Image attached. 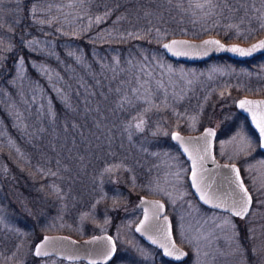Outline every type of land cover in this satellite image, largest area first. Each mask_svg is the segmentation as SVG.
I'll return each mask as SVG.
<instances>
[{
	"label": "rangeland",
	"instance_id": "1",
	"mask_svg": "<svg viewBox=\"0 0 264 264\" xmlns=\"http://www.w3.org/2000/svg\"><path fill=\"white\" fill-rule=\"evenodd\" d=\"M51 2L58 6V15L72 22L101 19L86 15L85 0ZM20 13L17 0H0V81L11 70L7 64L11 30ZM29 45L39 50L56 45V40L37 36ZM199 63L173 61L160 47L137 62L138 71L126 81L127 99L108 101L126 102L121 116H129L122 127L127 129L128 161L105 164L89 191L98 194L85 208L72 209L71 192L61 189L59 197L57 172L47 160L41 164L27 145L37 139L38 122H57L50 91L55 73L47 63L35 60L31 64L37 72H31L21 56L14 62L11 74L0 83V264H93L54 255L38 257L34 245L45 233L83 238L105 231L117 244L115 257L107 264H173L134 230L142 214L137 205L142 194L165 200L175 238L190 254L179 264H264V153L256 131L235 104L239 93H264V55L246 61L218 56ZM206 125L218 130L217 157L238 163L253 193L254 203L245 218L206 207L192 192L189 162L170 133L197 132ZM68 130L40 132L63 141L74 134Z\"/></svg>",
	"mask_w": 264,
	"mask_h": 264
},
{
	"label": "trees",
	"instance_id": "2",
	"mask_svg": "<svg viewBox=\"0 0 264 264\" xmlns=\"http://www.w3.org/2000/svg\"><path fill=\"white\" fill-rule=\"evenodd\" d=\"M17 1L22 13L11 30L7 58L11 70L7 67L0 83L20 56L31 72H37L32 60L47 63L54 71L50 91L57 122H38L37 139L27 145L41 164L47 160L46 165L57 172L59 197L61 189L71 192L72 209L85 208L98 194L89 191L96 187L93 178L97 180L105 164L128 161L127 129L122 127L129 116H121L126 102L115 105L108 101L115 102L119 96L127 99L126 81L138 71L137 62L159 51L160 42L167 37L217 35L225 41L247 43L264 30L260 23L264 0H85V7L81 5L86 15L101 16L89 22L61 17L51 0ZM37 36L55 39L56 45L36 50L29 42ZM131 121L135 127V120ZM66 127L74 134L63 141H57L62 140L60 136L40 132Z\"/></svg>",
	"mask_w": 264,
	"mask_h": 264
},
{
	"label": "water",
	"instance_id": "3",
	"mask_svg": "<svg viewBox=\"0 0 264 264\" xmlns=\"http://www.w3.org/2000/svg\"><path fill=\"white\" fill-rule=\"evenodd\" d=\"M205 41H219V44H206ZM261 42H264V35L247 43L225 41L217 35L202 38L176 35L165 38L159 47L169 59L178 62L199 63L218 56L246 61L264 54V47H259ZM254 45L258 47L248 52ZM232 48L246 51L241 54L231 51ZM241 101L250 103L241 107ZM235 104L256 131L260 149L264 153V132L261 131V127H264V96L241 95ZM217 134L218 130L214 125H206L197 132L173 129L170 139L189 162L188 181L198 201L206 207L245 218L254 203L253 193L246 183L240 165L233 161H222L217 157ZM137 205L142 209V214L134 226L136 233L145 242L159 248L165 258L174 262L187 260L189 251L175 238L172 218L166 213L165 200L142 194ZM116 248L113 235L106 231L83 238L67 233H45L35 243L33 253L38 257L56 255L69 261L86 260L93 264H107L115 257ZM37 250L40 255H37Z\"/></svg>",
	"mask_w": 264,
	"mask_h": 264
},
{
	"label": "snow or ice",
	"instance_id": "4",
	"mask_svg": "<svg viewBox=\"0 0 264 264\" xmlns=\"http://www.w3.org/2000/svg\"><path fill=\"white\" fill-rule=\"evenodd\" d=\"M176 42L174 41L173 44H175ZM206 44H219V41H205ZM165 47H170L169 45H165ZM256 47H258L257 45H254L252 49L247 50L248 52L254 51L256 49ZM259 47H264V42H261V44L259 45ZM231 51L233 52H239L241 54H245L244 49H240V48H232ZM245 103H250L249 101H241V107L244 106ZM137 127H139V125H137ZM261 131L264 132V127H261ZM209 135H211V132H209ZM238 171V170H237ZM237 215H240V213H236ZM41 253L39 252V250H37V255H40Z\"/></svg>",
	"mask_w": 264,
	"mask_h": 264
},
{
	"label": "flooded vegetation",
	"instance_id": "5",
	"mask_svg": "<svg viewBox=\"0 0 264 264\" xmlns=\"http://www.w3.org/2000/svg\"><path fill=\"white\" fill-rule=\"evenodd\" d=\"M149 245H151V244H149ZM151 246H153V245H151ZM153 247L156 248L157 252L160 253V254L162 255V257L164 258V260H166L167 262H169V263H173V264H179V263H177V262H174V261H171V260L165 258V257L163 256V254H162V252H161V250H160L159 248H157L156 246H153ZM189 255H190V254H189ZM54 256H56V255H54ZM56 257H57V256H56ZM57 258H59V257H57ZM59 259L62 260V258H59ZM63 260H66V259H63ZM67 261H69V260H67ZM81 261H82V260H81ZM71 262H72V261H71Z\"/></svg>",
	"mask_w": 264,
	"mask_h": 264
},
{
	"label": "bare ground",
	"instance_id": "6",
	"mask_svg": "<svg viewBox=\"0 0 264 264\" xmlns=\"http://www.w3.org/2000/svg\"><path fill=\"white\" fill-rule=\"evenodd\" d=\"M262 55H264V54H262ZM262 55H261V56H262Z\"/></svg>",
	"mask_w": 264,
	"mask_h": 264
}]
</instances>
